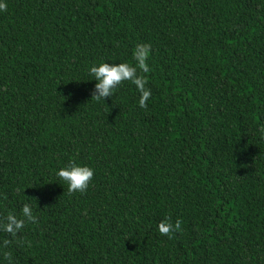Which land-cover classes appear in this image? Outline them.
Segmentation results:
<instances>
[{
    "label": "trees",
    "instance_id": "1",
    "mask_svg": "<svg viewBox=\"0 0 264 264\" xmlns=\"http://www.w3.org/2000/svg\"><path fill=\"white\" fill-rule=\"evenodd\" d=\"M0 2V222L37 217L0 264H264V0ZM142 43L147 108L131 81L92 100Z\"/></svg>",
    "mask_w": 264,
    "mask_h": 264
},
{
    "label": "clouds",
    "instance_id": "2",
    "mask_svg": "<svg viewBox=\"0 0 264 264\" xmlns=\"http://www.w3.org/2000/svg\"><path fill=\"white\" fill-rule=\"evenodd\" d=\"M0 11H7V4L0 2ZM151 44H137L133 51V60L135 64L122 63H105L101 62L98 66L90 68V74L97 81L92 92V100L100 101L113 96L114 90L125 81H131L140 92L139 106L147 108V101L151 97V89L148 88L145 75L140 73L150 72L147 60L150 56ZM264 133V126L260 128ZM57 177L66 182L68 185L69 194L80 192L84 193L94 177V169L89 166L78 165L75 162H70L65 167H62L56 173ZM5 222H0V230L16 237L20 230L24 228L26 222L35 223L37 217L33 214L29 204H24L22 208L21 218L15 214L9 213L5 218ZM182 221L177 219L173 224L170 217H165L158 225V230L161 235H166L171 238L175 231H183ZM11 241L4 239L3 244L7 247ZM4 258L11 261V253L6 252Z\"/></svg>",
    "mask_w": 264,
    "mask_h": 264
}]
</instances>
